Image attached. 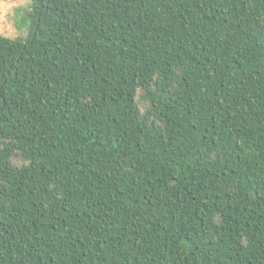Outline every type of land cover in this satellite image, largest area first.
Returning a JSON list of instances; mask_svg holds the SVG:
<instances>
[{
  "label": "trees",
  "instance_id": "1",
  "mask_svg": "<svg viewBox=\"0 0 264 264\" xmlns=\"http://www.w3.org/2000/svg\"><path fill=\"white\" fill-rule=\"evenodd\" d=\"M32 7L0 35V264H264V0Z\"/></svg>",
  "mask_w": 264,
  "mask_h": 264
},
{
  "label": "rangeland",
  "instance_id": "2",
  "mask_svg": "<svg viewBox=\"0 0 264 264\" xmlns=\"http://www.w3.org/2000/svg\"><path fill=\"white\" fill-rule=\"evenodd\" d=\"M33 10L32 0H0V35L11 39H25L30 33V22L25 21ZM26 23L23 28L19 24ZM19 165L21 159H16Z\"/></svg>",
  "mask_w": 264,
  "mask_h": 264
}]
</instances>
